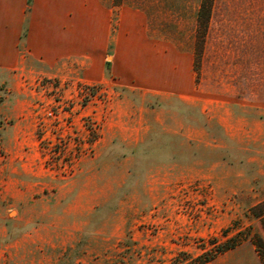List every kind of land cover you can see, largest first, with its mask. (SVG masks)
I'll return each instance as SVG.
<instances>
[{
    "label": "rangeland",
    "instance_id": "obj_1",
    "mask_svg": "<svg viewBox=\"0 0 264 264\" xmlns=\"http://www.w3.org/2000/svg\"><path fill=\"white\" fill-rule=\"evenodd\" d=\"M131 1L166 82L192 53L191 90L0 71V264H191L229 238L205 264L263 263L251 208L264 200V0H212L206 28L199 0ZM117 105L148 128L104 150Z\"/></svg>",
    "mask_w": 264,
    "mask_h": 264
},
{
    "label": "crops",
    "instance_id": "obj_2",
    "mask_svg": "<svg viewBox=\"0 0 264 264\" xmlns=\"http://www.w3.org/2000/svg\"><path fill=\"white\" fill-rule=\"evenodd\" d=\"M127 19L138 30L128 32ZM142 23L146 25V15L134 1L0 0V71L12 73L15 79L14 69L36 64L77 72L90 81L108 78L120 87L189 94L192 53H187L182 66L171 64V72L177 73L176 85L173 79L166 82L157 61L165 50L152 51L157 45L147 38L146 29L140 31ZM115 110L116 119L102 130L99 148L107 150L111 144L126 141L128 134L135 143L142 142L148 128L143 115L136 116L134 110L133 125L126 126L121 105ZM128 127L131 131L126 134ZM257 264L263 263L259 259Z\"/></svg>",
    "mask_w": 264,
    "mask_h": 264
},
{
    "label": "trees",
    "instance_id": "obj_3",
    "mask_svg": "<svg viewBox=\"0 0 264 264\" xmlns=\"http://www.w3.org/2000/svg\"><path fill=\"white\" fill-rule=\"evenodd\" d=\"M212 0H200L199 8L196 13V20L197 25H201L203 28H206L207 21L209 18V13L211 10ZM252 215L261 222V226L264 229V200L262 202H259L258 204L254 205L252 208ZM240 243V241H235L234 239H227L223 241L221 244L216 245L214 249H211L209 252H207L206 257H195L194 261L191 264H205L216 254L222 253L226 250H229L235 246H237ZM255 246L258 248L259 253L261 254V258L264 263V241L261 236L257 237V240L255 242Z\"/></svg>",
    "mask_w": 264,
    "mask_h": 264
},
{
    "label": "built area",
    "instance_id": "obj_4",
    "mask_svg": "<svg viewBox=\"0 0 264 264\" xmlns=\"http://www.w3.org/2000/svg\"><path fill=\"white\" fill-rule=\"evenodd\" d=\"M47 114L49 115V114H51V112H48ZM90 142L92 143V141H91V140H89V143H90Z\"/></svg>",
    "mask_w": 264,
    "mask_h": 264
}]
</instances>
